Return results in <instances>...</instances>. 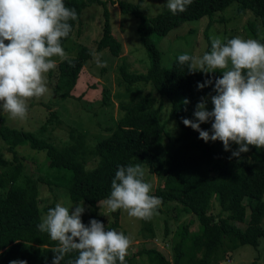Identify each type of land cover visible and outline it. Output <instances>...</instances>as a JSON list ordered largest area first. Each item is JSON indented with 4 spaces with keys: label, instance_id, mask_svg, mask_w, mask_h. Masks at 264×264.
Listing matches in <instances>:
<instances>
[{
    "label": "trees",
    "instance_id": "trees-1",
    "mask_svg": "<svg viewBox=\"0 0 264 264\" xmlns=\"http://www.w3.org/2000/svg\"><path fill=\"white\" fill-rule=\"evenodd\" d=\"M233 1L240 3L238 13L251 10L264 28V0H192L183 13L173 15L166 7L154 16L143 13L142 0L137 3L115 1L122 12L130 11L139 17L138 30L147 48L150 65L146 71H131L126 61L119 64V81L125 85L122 95L129 101L119 104L121 115L108 129L109 134L95 144H89L85 133L72 127L70 141L57 145L45 137L51 120L35 131L0 124V141L9 152L6 155L0 144V264H9L16 259L26 260L28 264H52L55 255L52 250L58 242L38 228L42 211L38 183L45 180L66 187L71 199H84L90 204L89 215H82L85 225L96 219L106 230L121 226V211L112 212L113 219L108 221L98 212V201L110 196L111 182L118 167L129 164L146 165L150 173L162 179V184L150 191V195L160 198L161 204L172 212V217L179 219L181 211L187 210L199 222L197 230L189 228L190 221L175 230L170 256L157 246L143 247L140 251L147 254L148 264H220L238 245L259 244L260 238H264V148L249 146L247 153L233 157L232 151L239 147L237 144H231L232 151H225L221 141L205 142L197 131L186 127L181 117L194 119L200 97L216 94L214 84L198 90L197 83L222 76L219 71L223 70L207 76L201 72L188 73L187 65L178 63L181 54L165 66L160 61L154 39L188 19L210 15ZM107 2L114 3V0H64L66 7L76 10L77 19L69 21L72 30L67 38H61V44L72 35L84 8L98 3L103 6V24L95 49L106 48L113 55L121 54L123 43L112 32ZM253 30L257 35L255 40L264 44V34L258 36V27ZM205 36L204 53L211 51V39L207 33ZM93 51L87 45H81L77 53L59 61L54 88L60 98L65 100L72 96ZM149 81L160 96L169 99V119H175L182 131L172 142L164 141L165 124L160 121L159 107L154 105L151 93H141L134 87L138 82ZM185 98L190 101L187 105L183 104ZM208 107L211 110L210 97ZM201 128L209 130L211 122L201 124ZM19 144L46 150L48 167L43 170H46L47 179L24 170V156L16 149ZM87 154L95 158L91 167L86 164ZM55 205L43 209L48 211ZM216 205L217 211L214 210ZM244 220V227L236 222ZM77 255V252L67 254L61 264H70ZM133 261L128 250L125 264ZM254 263L261 264L258 260Z\"/></svg>",
    "mask_w": 264,
    "mask_h": 264
},
{
    "label": "clouds",
    "instance_id": "clouds-1",
    "mask_svg": "<svg viewBox=\"0 0 264 264\" xmlns=\"http://www.w3.org/2000/svg\"><path fill=\"white\" fill-rule=\"evenodd\" d=\"M192 0H166L173 14L183 13ZM77 19L74 8L64 0H0V111L13 118L27 115L26 101L47 92L44 74L56 67L54 57L67 60L61 38L72 30L70 20ZM211 51L202 56L184 53L178 63L187 65L188 73L222 72L204 82L198 90L214 84L216 93L200 97L193 113L194 119L181 117L182 123L199 133L205 142L221 141L225 151L231 144L239 147L233 157L247 153L249 146L264 148V44L255 39L234 37L222 43L211 38ZM8 41V43H5ZM97 67L106 66L96 52H91ZM209 97L212 108L209 110ZM190 101L185 98L183 104ZM171 105V104H168ZM211 122L204 130L201 124ZM175 126V122L172 123ZM140 164L119 166L111 182L110 196L99 202L109 211L123 209L132 217L150 218L161 204L160 198L150 195L151 185L144 180ZM56 203L41 217L38 228L52 241L58 242L52 264H61L64 257L77 252L70 264H125L130 239L115 229L91 219L82 222L83 204L67 201ZM2 255V253H0ZM9 264H28L26 260H11Z\"/></svg>",
    "mask_w": 264,
    "mask_h": 264
},
{
    "label": "rangeland",
    "instance_id": "rangeland-1",
    "mask_svg": "<svg viewBox=\"0 0 264 264\" xmlns=\"http://www.w3.org/2000/svg\"><path fill=\"white\" fill-rule=\"evenodd\" d=\"M115 1L117 0H114V3L107 2V8L112 32L123 43L121 54L113 55L106 48L99 51L95 49L96 40L102 33L103 6L98 3L86 6L72 35L61 45L67 56L77 53L81 45H87L98 54L101 62L106 66L97 67L91 56L85 62L77 85L72 90V96L64 100L60 98V94L55 92L54 88L58 80V63L60 61L59 57H54L56 67L44 74L47 92L39 98L32 97L26 101L27 115L23 119L13 118L10 114L0 111V124L35 131L42 124L51 120L45 137H49L57 145H63L70 141L69 132L72 127L85 133L86 140L91 145L95 144L99 138L109 134L108 129L122 113L119 104L129 101V98L123 96L125 85L119 81L121 80L119 64L126 61L131 71H146L150 65L147 48L142 43L138 30L139 17L130 11L122 12ZM125 1L137 3L139 0ZM239 5L238 1H233L210 15L188 19L182 25L170 29L165 34L155 36L161 63L168 66L176 55L184 53L202 56L207 46L205 33L209 38L216 36L221 41L225 40V43L234 37H241L244 40L256 39L257 35L253 28L257 27L258 36L263 35L264 28L261 27L259 17L251 13V10L238 13ZM166 7V0H142L141 3V10L147 16H154ZM134 87L141 93H151L154 105L159 107L160 121L163 120L165 124L164 141L165 143L174 141L182 131L175 119H169L171 106L168 105L170 104L169 99L160 96L150 81L138 82ZM2 103L0 102V104ZM173 122H175V126L172 124ZM0 144L3 145L5 154L9 155L4 143L0 141ZM16 149L24 156V170L33 176H43L47 179L46 170H43V167H48L45 149L31 148L27 144H19ZM86 164L88 167L93 166L95 158L87 154ZM143 169L145 181L151 185V191L162 184V179L150 173L148 166H143ZM38 192L39 205L42 208L41 217L47 213V210L43 209L46 206L58 202L68 206L67 201L69 200L73 204L84 203L85 212L83 215H89L90 204L84 199H71L66 187L45 180L38 183ZM104 200L106 199L98 201V212L109 221L113 219L112 211L102 204L99 205V202ZM214 210H218L217 205L214 206ZM119 211H121V216H119L121 226L116 227L115 230L129 237L131 243L128 250L129 254L133 256L132 264H148L147 254L140 251L143 247L157 246L170 256L172 244L176 238L175 230L181 224L190 221L189 228L191 230L199 228V222L193 213L183 210L179 219H176L171 216L172 212L162 204L148 219L132 217L123 209H119ZM246 216H248V212ZM236 222L241 227L246 224L245 220ZM254 260L264 264V238H260L257 246L250 243L238 245L226 255L220 264H255Z\"/></svg>",
    "mask_w": 264,
    "mask_h": 264
}]
</instances>
